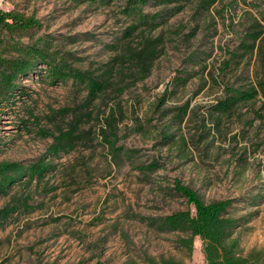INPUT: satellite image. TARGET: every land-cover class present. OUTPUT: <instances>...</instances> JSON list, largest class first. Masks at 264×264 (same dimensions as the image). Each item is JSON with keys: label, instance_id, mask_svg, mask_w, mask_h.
Instances as JSON below:
<instances>
[{"label": "rangeland", "instance_id": "obj_1", "mask_svg": "<svg viewBox=\"0 0 264 264\" xmlns=\"http://www.w3.org/2000/svg\"><path fill=\"white\" fill-rule=\"evenodd\" d=\"M120 5L0 0L3 9L35 15L42 22L38 34H52L82 59L78 66L92 68L114 54L110 45L129 24ZM194 6L187 4L152 31L162 38V54L150 74L122 94L110 88L89 103L70 81L51 85L37 73L22 80L24 93L12 103L0 102V160L29 161L44 152L50 139L36 129L52 128L47 115L53 110H67L56 122L76 114L89 130L74 150L53 159L56 168L40 185L16 186L0 196L2 207L12 194L31 195L28 209L0 228V264H146L147 257L204 264L198 237L188 252L178 244L181 233L160 232L139 219L187 207L171 191L175 180L206 201L236 199L229 213L248 219L235 232L241 251L264 264V37L252 54L239 49L250 25L261 19L264 0H219L202 14ZM179 72L187 80L175 87ZM225 84L255 86L259 93L220 114L214 105ZM185 105L186 113L176 117ZM111 113L116 144L136 150L131 159L115 160L101 134ZM155 159L154 171L137 167Z\"/></svg>", "mask_w": 264, "mask_h": 264}, {"label": "trees", "instance_id": "obj_2", "mask_svg": "<svg viewBox=\"0 0 264 264\" xmlns=\"http://www.w3.org/2000/svg\"><path fill=\"white\" fill-rule=\"evenodd\" d=\"M75 5L108 6L120 2V12L128 18L129 24L121 30L120 36L110 45L114 54L97 67H81L77 63L82 59L70 50L63 49L52 34L43 32L42 22L33 14H25L18 9H3L0 6V102L12 103L16 93H24L21 82L34 74L41 75L49 84L70 81L75 87L85 91V101L92 102L102 97L112 88L122 94L131 84L144 80L151 72L155 60L162 54L161 36L152 37V31L165 24L190 3H195V13L202 14L219 0H70ZM156 6L155 11L147 9ZM264 12L261 19L253 22L239 49L243 54H252L256 43L264 37ZM78 38L68 36V39ZM136 44H133V42ZM236 56L235 53L232 57ZM42 67V68H40ZM187 78L183 72L173 79L175 87L185 84ZM261 89L263 86L260 85ZM224 95L214 105L217 113H228L237 106L252 100L259 89L255 86L234 87L225 84ZM187 105L176 114L180 117L186 113ZM66 109L53 110L47 115L52 128H37L36 132L43 138L50 139L44 152L36 158L23 160H0V196L9 195L16 186L40 185L56 164L53 159L61 153L74 150L80 141H85L89 130L81 128L80 115L74 114L65 123L56 122L64 118ZM107 130L101 134L114 159H131L136 150L116 144L115 120L112 113L106 119ZM164 134L163 139L169 138ZM0 138V152L2 148ZM158 161L139 163L137 167L144 171H154ZM171 191L182 197L187 207L158 216H139L149 227L160 232H178L183 236L178 244L191 252L193 241L198 237L202 242L204 264H259L260 258L254 254L244 255L236 230L247 222L245 215L233 216L229 209L236 199L224 198L206 201L193 187L175 180ZM31 195L12 194L7 203L0 207V228L16 212L28 209ZM146 264H186L172 257L155 259L147 257ZM125 264H136L129 260Z\"/></svg>", "mask_w": 264, "mask_h": 264}]
</instances>
